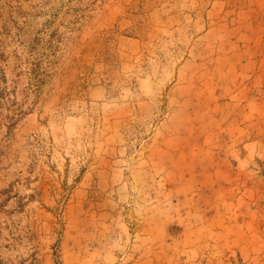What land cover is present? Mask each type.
<instances>
[{"label":"rangeland","instance_id":"rangeland-1","mask_svg":"<svg viewBox=\"0 0 264 264\" xmlns=\"http://www.w3.org/2000/svg\"><path fill=\"white\" fill-rule=\"evenodd\" d=\"M0 264H264V0H0Z\"/></svg>","mask_w":264,"mask_h":264}]
</instances>
